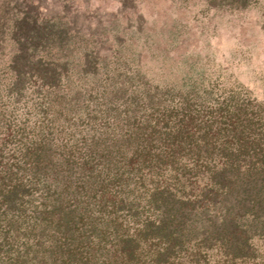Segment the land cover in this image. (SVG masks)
I'll return each mask as SVG.
<instances>
[{"label": "trees", "instance_id": "16d2710c", "mask_svg": "<svg viewBox=\"0 0 264 264\" xmlns=\"http://www.w3.org/2000/svg\"><path fill=\"white\" fill-rule=\"evenodd\" d=\"M30 1L0 0V264H264V100Z\"/></svg>", "mask_w": 264, "mask_h": 264}, {"label": "rangeland", "instance_id": "374dc122", "mask_svg": "<svg viewBox=\"0 0 264 264\" xmlns=\"http://www.w3.org/2000/svg\"><path fill=\"white\" fill-rule=\"evenodd\" d=\"M34 9L68 15L83 42L115 46L117 34L122 54L139 52L156 75L236 80L264 100V0H39Z\"/></svg>", "mask_w": 264, "mask_h": 264}]
</instances>
